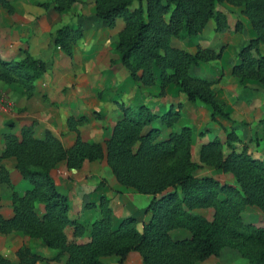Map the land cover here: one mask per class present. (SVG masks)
I'll use <instances>...</instances> for the list:
<instances>
[{"label":"trees","instance_id":"16d2710c","mask_svg":"<svg viewBox=\"0 0 264 264\" xmlns=\"http://www.w3.org/2000/svg\"><path fill=\"white\" fill-rule=\"evenodd\" d=\"M79 1L51 0L41 7L63 14ZM0 4L11 12L7 2L0 0ZM222 4L239 8L256 34L239 50L232 75L241 84L251 80L264 87V0H94L96 19L110 28L117 19L124 24L117 36L118 62L134 82L150 87L158 80L161 96L172 85L189 102L206 106L211 122L221 119L233 126L224 144L215 139L202 148L200 164L191 160V129L174 130L180 113L173 110L158 116L146 106L120 104L122 117L103 144L84 142L69 118L68 126L76 134L69 149L50 131L35 137L34 124L22 127L19 136L3 134L0 183L10 187L1 161L14 158L29 188L23 195L12 193L13 215L0 214V235L19 232L41 243L34 252L20 247L16 251L19 264L61 260L63 264H103L104 257H116L123 264L133 252L142 264H195L217 257L223 249L236 251L249 264H264V227L243 218L247 207L264 216V160L253 158L246 147L239 149L237 125L216 98L214 82L190 73L201 63L220 60L223 50L199 47L187 52L171 46V39L200 35L210 22L217 33L228 31V15L217 8ZM51 36L54 45L72 59L82 31L64 26ZM45 72V64L27 52L17 61L0 58V82L18 85L27 99ZM100 161L107 164L118 185L150 197L149 220L140 230L134 217L115 225L105 198L97 207L100 217L89 230L69 217L71 206L55 185L54 171L60 163L78 171L84 162ZM202 165L230 175L233 183L199 176ZM205 209L213 210L212 220L195 213ZM175 230L186 231L188 237L172 238ZM0 264L11 263L0 254Z\"/></svg>","mask_w":264,"mask_h":264},{"label":"crops","instance_id":"0c3cea01","mask_svg":"<svg viewBox=\"0 0 264 264\" xmlns=\"http://www.w3.org/2000/svg\"><path fill=\"white\" fill-rule=\"evenodd\" d=\"M8 2L11 12L0 4V58L17 61L24 58L27 52L45 64L46 72L35 81L34 95L30 99L22 95L19 86L0 82V94H5L10 101L0 103V152L3 134L19 136L21 128L31 124H35L37 138L42 137L43 129L49 130L63 148L69 149L76 137L67 127L66 121L70 117L83 121L77 129L84 142L103 143L122 117L120 104L127 107L146 106L158 116L169 110L180 111L174 130L182 127L191 129V160L196 164H200V152L209 142L218 139L221 144L225 143L226 135L233 126L231 123L221 119L211 122L206 106L189 102L172 85L161 96L158 80L153 86L145 87L129 77L119 64L116 51L122 22L119 19V23L117 20L110 28L96 19L94 0H80L63 14H58L51 7L45 9L39 6L49 0ZM226 8L224 12H229L228 31L217 33L210 22L200 35L183 41L171 39V46L187 52H194L199 47L216 52L223 50L220 60L201 63L190 73L214 82L216 98L225 105L231 120L237 125L235 132L239 149L246 147L253 158L264 160V87L251 80L241 84L232 75L233 67L239 63V50L256 34L240 9ZM64 26L82 31V38L73 48L72 59H68L54 45L51 36ZM156 125L160 126L159 121ZM168 131L166 129L164 133ZM1 165L8 170L14 185H22L25 191L29 188L17 172L14 158L2 160ZM106 169L108 166L104 161L84 162L78 171H69L64 163H60L54 171L53 180L59 192L67 197L72 213L79 210L96 213L100 200L105 198L109 201L115 225L117 219L134 217L141 229L143 220L132 213V206L136 208L135 201H139L140 209H143L148 197L118 185L111 171ZM218 171L202 165L198 175L212 178L220 175L226 183H233L228 174L221 171L218 174ZM126 201H129L127 207ZM3 204L6 205L5 201ZM210 210L213 211L205 209L195 213L202 216L201 212ZM5 215L10 217L12 214L7 211ZM22 246L34 252L41 247V243L19 232L0 235V254L11 264H19L16 251ZM101 261L103 264H119L116 257H104ZM36 264H63V261ZM123 264L142 263L139 254L133 252Z\"/></svg>","mask_w":264,"mask_h":264},{"label":"rangeland","instance_id":"374dc122","mask_svg":"<svg viewBox=\"0 0 264 264\" xmlns=\"http://www.w3.org/2000/svg\"><path fill=\"white\" fill-rule=\"evenodd\" d=\"M5 2H8V0H4ZM51 0H49L50 2ZM47 2V3H49ZM47 3H44V4H47ZM42 4H39V6L41 7ZM10 6V5H9ZM74 6V5H73ZM226 6H228L227 4H222V5H219L217 8L221 11H225L227 10ZM11 7V6H10ZM231 7V6H229ZM235 8V7H234ZM225 9V10H224ZM239 9V8H238ZM225 13H228L229 12H225ZM227 14V15H228ZM118 20V23H119V19ZM116 20V21H117ZM248 21V20H247ZM122 22V21H121ZM249 23V22H248ZM123 22H122V27L120 28V31L122 30L123 28ZM250 25V24H249ZM251 27V26H250ZM252 28V27H251ZM119 31V32H120ZM256 37V36H255ZM251 40V39H250ZM247 45V44H246ZM117 48V47H116ZM117 51V49H116ZM262 51L264 52V48H262ZM118 54V53H117ZM130 77V75H129ZM131 78V77H130ZM3 83V82H2ZM5 84V83H4ZM16 85V84H14ZM18 86V85H17ZM151 87V86H150ZM165 94V93H164ZM7 102H10L9 101V98L5 95V94H0V103L1 104H4L3 102L5 101ZM180 113V111H178ZM71 118V117H70ZM68 120L69 118L67 119L66 123H67V127L69 128L68 126ZM81 120V119H80ZM75 120V124L73 125L74 127H76L75 130H77L79 132V130L77 129V126H81L83 121L81 120ZM32 125V124H31ZM70 131H72L73 133H75L74 130H71L69 128ZM46 131V129H43V132H42V137H43V134L44 132ZM49 131V130H47ZM80 133V132H79ZM34 134H35V124H34ZM76 136V134H75ZM35 137H36V134H35ZM41 137V138H42ZM76 139V137H75ZM82 139V138H81ZM95 144V143H93ZM100 144H103V143H100ZM2 153V151L0 152V154ZM2 162V161H1ZM208 167V166H207ZM106 170H109L106 169ZM8 171V170H7ZM110 171V170H109ZM18 172V171H17ZM9 173V172H8ZM215 173H216V170H215ZM221 172L218 171V174H220ZM230 176V175H229ZM9 177H10V174H9ZM231 177V176H230ZM219 178V179H218ZM215 180L219 181L220 183H224L226 181V179L223 177V176H217L216 178H214ZM228 180V178H227ZM11 178H10V187L4 185V184H1L0 183V214L4 217V218H10L12 215H13V211H12V205H11V195L13 192H16L18 193L19 195H23L25 190L24 188L22 187V185H18V184H13L11 182ZM226 183V182H225ZM228 184H231V183H228ZM29 186V185H28ZM59 191V190H58ZM148 199H147V203H146V206L143 208V209H140V202L139 201H135V206H132V213H134L135 216L141 218L143 220V223H147L148 220H149V216L147 214V206L150 202V197L147 196ZM146 197V198H147ZM145 199L144 198H141L140 201H143ZM5 201L6 205L3 204V202ZM129 206V201L127 202L126 201V207ZM253 208L251 207H247L243 213V218H244V221L246 223H250L252 224L253 226L255 227H264V216L261 215V213H259L258 211L255 210H252ZM10 212L12 215L9 216H6V212ZM213 211H203L201 212V215L204 216L205 218H208L212 220V217H213ZM112 215H113V212H112ZM212 215V217H211ZM69 217L71 219H74V220H78L79 222H81L84 226H85V229L86 230H89L90 228V225L92 222H94L96 219H98L100 217V213L99 212H96V213H84L83 210H79L77 213H75L73 211L72 213V210H70L69 212ZM115 218V217H114ZM124 219V218H122ZM118 221H116V223H118L120 220L117 219ZM140 225V224H139ZM140 230V228H138ZM3 236V235H2ZM171 236L172 238L174 239H184V238H187L188 237V233L186 231H183V230H175V231H172L171 232ZM28 238V237H27ZM116 260H118V258H116ZM195 264H249L246 260L242 259L239 254L234 251V250H230V249H223L221 252H220V255H218L217 257H211L209 258L208 260H206L205 262H202V263H195Z\"/></svg>","mask_w":264,"mask_h":264}]
</instances>
